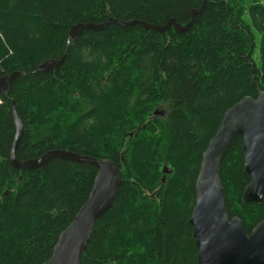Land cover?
<instances>
[{
	"label": "trees",
	"instance_id": "1",
	"mask_svg": "<svg viewBox=\"0 0 264 264\" xmlns=\"http://www.w3.org/2000/svg\"><path fill=\"white\" fill-rule=\"evenodd\" d=\"M108 20L70 41L72 27ZM170 20L192 23L140 25ZM49 61L59 64L39 71ZM15 73L0 92V264L49 260L97 173L60 159L14 169L12 106L24 127L17 161L61 150L120 170L81 264H198L189 218L201 156L224 112L264 92V0H0V79ZM243 156L238 138L219 178L229 219L249 235L264 197L242 202Z\"/></svg>",
	"mask_w": 264,
	"mask_h": 264
},
{
	"label": "water",
	"instance_id": "2",
	"mask_svg": "<svg viewBox=\"0 0 264 264\" xmlns=\"http://www.w3.org/2000/svg\"><path fill=\"white\" fill-rule=\"evenodd\" d=\"M205 2H203L204 7ZM194 13H191V18ZM100 26L76 25L69 32L73 41L84 30L98 31ZM192 21L180 26L170 20L165 27H152L139 23L145 29L162 31L172 26L177 33L185 32ZM117 25H121L116 22ZM59 62L49 61L39 71H52ZM17 73L0 79V92H7ZM155 112L154 114H156ZM11 119L14 138L10 150V165L14 169L35 170L46 166L54 159L76 164H87L96 169L92 189L84 205L73 221L57 237L51 257L44 264H81V256L86 250L93 233L94 224L107 213L121 186L120 170L106 159L79 156L67 151L52 150L32 160L19 162L16 159L18 144L24 127L12 106ZM242 140L243 171L249 184L242 193L244 204H260L264 197V92L256 98L244 97L227 109L213 138L201 156L200 169L194 185V206L189 225L197 248L198 264H264V219L249 235L245 233L238 218L229 219L226 199L221 187L219 168L229 149L236 140ZM164 167V175L168 173ZM6 195V193L4 194Z\"/></svg>",
	"mask_w": 264,
	"mask_h": 264
},
{
	"label": "rangeland",
	"instance_id": "3",
	"mask_svg": "<svg viewBox=\"0 0 264 264\" xmlns=\"http://www.w3.org/2000/svg\"><path fill=\"white\" fill-rule=\"evenodd\" d=\"M258 42H259V36H256V41H255V44H256V50L255 52L253 53V60L255 61V63L257 65H259V55H258V52H257V49H258Z\"/></svg>",
	"mask_w": 264,
	"mask_h": 264
}]
</instances>
